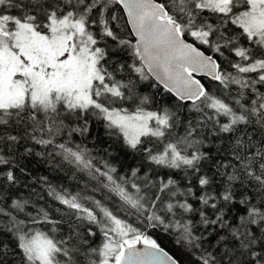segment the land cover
Segmentation results:
<instances>
[{
	"label": "snow or ice",
	"instance_id": "6c2138e0",
	"mask_svg": "<svg viewBox=\"0 0 264 264\" xmlns=\"http://www.w3.org/2000/svg\"><path fill=\"white\" fill-rule=\"evenodd\" d=\"M149 80L177 103L149 110ZM90 116L129 171L57 142ZM33 154L87 176L32 178L65 208L17 194ZM185 261L264 264V0H0V264Z\"/></svg>",
	"mask_w": 264,
	"mask_h": 264
},
{
	"label": "trees",
	"instance_id": "16d2710c",
	"mask_svg": "<svg viewBox=\"0 0 264 264\" xmlns=\"http://www.w3.org/2000/svg\"><path fill=\"white\" fill-rule=\"evenodd\" d=\"M201 78V77H200ZM202 82L206 85H210V91H216V84L211 82L210 78L202 77ZM154 83V81H142L140 87L138 89L139 93L143 96L154 97V101L152 104L147 105L146 107L149 110H156L161 107H173L177 101L172 98V96L163 90V86L157 84L155 87H149L150 84ZM171 100V103L169 101ZM124 107H134L131 105V102L124 104ZM68 125L64 129V132L57 137L58 143H67L69 147H74L75 145L87 146L88 148L93 150V154H97L99 156H104V149L107 148L111 153V157H115L112 159L111 157L104 156L105 159H110L111 162L117 167L118 171L121 173L129 171L128 165L133 163L132 155H125V151L129 152L131 150L124 149L121 150V145L115 141V137H108L104 134V128L102 127L103 122L99 121L96 117L90 116L88 117V131L81 135V133L76 131H71L76 127H83L82 120H76L73 118L72 121H65ZM71 131V136L68 133ZM31 146V145H30ZM23 151V149H21ZM34 153H47L52 152V147L49 146L45 149L43 146L37 145L34 148ZM59 151V150H57ZM27 160L30 161V171L31 176L25 179L21 177L20 184L17 185V194L23 197H28L30 194L32 195V199L36 200L38 197H43L44 200H47L50 204L65 208L66 206L59 205L58 201H53L52 197L48 196L49 189L45 184H42L37 179L35 182L33 181V177L38 178L41 176H46L48 178V182L52 186L62 185L69 192H76L80 189L77 187L78 182L80 183V187L83 186V182L80 180L81 176H84V179L87 180V176L84 173H79L75 171V167L73 165L68 164L67 162H62V157L59 155H55L54 157H49L47 155H35L27 157ZM75 177V179L73 178ZM28 185V186H26ZM31 186V187H29ZM35 188V192H32V188ZM95 195L97 199L102 197L101 192L97 193H89ZM44 200H41L40 203L43 204ZM59 213L56 214V217H59ZM135 218L133 217L131 222H134ZM48 227H51L50 225ZM64 231H67V223L63 226ZM88 225L85 223L84 227L81 229L83 232ZM47 230V229H45ZM146 231L149 234L153 235V238H158V242L162 243V246L166 248L171 254H179L178 246L173 243V238L168 236L166 233L162 232L160 229H151L148 228ZM94 243L100 242L99 234L93 240ZM184 264H188L187 261Z\"/></svg>",
	"mask_w": 264,
	"mask_h": 264
},
{
	"label": "water",
	"instance_id": "95a60500",
	"mask_svg": "<svg viewBox=\"0 0 264 264\" xmlns=\"http://www.w3.org/2000/svg\"><path fill=\"white\" fill-rule=\"evenodd\" d=\"M201 76L199 75V74H197V78H200ZM202 78V77H201ZM208 78H210V77H208ZM162 86V85H161ZM171 254V253H170Z\"/></svg>",
	"mask_w": 264,
	"mask_h": 264
}]
</instances>
